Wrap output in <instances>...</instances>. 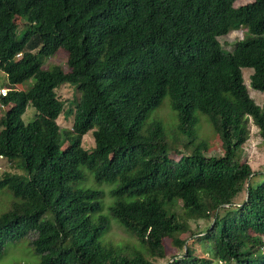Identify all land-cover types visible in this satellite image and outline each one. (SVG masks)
I'll list each match as a JSON object with an SVG mask.
<instances>
[{
	"label": "trees",
	"instance_id": "trees-1",
	"mask_svg": "<svg viewBox=\"0 0 264 264\" xmlns=\"http://www.w3.org/2000/svg\"><path fill=\"white\" fill-rule=\"evenodd\" d=\"M238 1L0 0V71L11 86L0 99V160L18 170L0 174V196L14 198L0 212V252L32 233L40 264H264V180L253 185L255 172L239 159L246 118L264 140V107L243 70L264 92V0ZM242 28L226 50L219 37ZM60 49L67 69H43ZM63 85L81 94L71 130L57 122ZM166 96L186 138L172 143L188 149L178 159L160 121L143 130ZM30 106L36 114L25 124ZM194 108L219 135L221 157L198 141ZM86 170L114 186L109 216L103 191L78 187ZM112 219L139 248L102 244ZM201 221L209 225L198 237L182 239ZM198 243L207 255L196 253Z\"/></svg>",
	"mask_w": 264,
	"mask_h": 264
},
{
	"label": "rangeland",
	"instance_id": "rangeland-1",
	"mask_svg": "<svg viewBox=\"0 0 264 264\" xmlns=\"http://www.w3.org/2000/svg\"><path fill=\"white\" fill-rule=\"evenodd\" d=\"M252 0H242L235 3V6L245 5ZM246 34V29L242 28L239 31H234L229 33L226 36L219 37V42L221 45L228 51L232 50L234 43L243 39ZM67 55L63 49H60L58 53L54 56L47 57L43 59V69L50 70L52 67L59 65L63 67L64 70L67 69ZM244 70V80L249 89V93L251 98L260 106L264 107V92H260L254 90L250 86V76L253 73L252 69H243ZM33 81L30 80L25 84L18 85L16 87L17 90L24 89L32 84ZM0 86L11 87L7 82V76L5 73L0 71ZM58 96L61 100L64 101L65 109L64 112L60 115L57 120L58 125L62 130H71L74 123V111L76 109V105L80 100L81 94L80 92L71 85H63L57 90ZM5 106H0V117L5 113ZM36 114V110L30 106L27 108L26 113L23 115V121L25 124L31 122ZM193 116L195 121V130L198 137V141H206L208 146V151L206 155L211 157H221L223 154L222 141L218 134L215 133L212 128L211 123L209 122L208 117L203 114L199 108L193 109ZM153 121H160L164 127L166 132L167 140L171 144V148L169 149V153L173 154L172 156L175 159H178L181 154H186L188 149H186L183 144L180 147H175L173 149L172 143L174 139H181V143L186 140L185 137H182L178 132V117L177 112H175L171 108L170 97L166 96L161 104L152 109L144 121L143 130L147 128V126ZM246 127L249 131V138L246 144L243 146L242 154L240 155V162H248L253 171L255 172V176L252 179L253 185H258L264 180V140L261 138L259 134V129L256 127L251 118H246L245 120ZM95 127L92 131L87 133L83 139V146L85 149H92L95 147L93 131L96 129ZM18 172L17 169L11 166L5 159L0 160V174L2 172ZM86 179L83 183L79 184L78 187L87 188L91 187L94 189L101 190L105 193V197L103 199V215L109 216V207L112 206L115 202V198L111 196L110 191L113 189V185L107 184H97L95 182L93 174L86 170L85 171ZM251 183V182H250ZM245 193H243L236 201V204H241L244 200ZM14 201L12 196L6 197V195L0 196V212L4 210H8L10 208V203ZM191 224V232H188L182 236V239L187 241H191L198 237V233L204 230L209 223L207 222H192ZM196 233V234H194ZM194 234V235H193ZM36 238L35 234L29 233L25 236L18 237L15 239H11L6 242L3 250L0 252V264H40L41 255H38L33 248L32 242ZM102 244H107L108 242L113 243L119 247L126 246H136L139 248V243L136 238L131 235L125 233L123 228L118 224V222L114 219L111 221V228L107 235L101 238ZM194 249H196V253L205 256L208 253L202 248V246L198 243L194 245ZM178 251L169 248L168 254H175ZM167 260H160L157 264H166Z\"/></svg>",
	"mask_w": 264,
	"mask_h": 264
},
{
	"label": "built area",
	"instance_id": "built-area-1",
	"mask_svg": "<svg viewBox=\"0 0 264 264\" xmlns=\"http://www.w3.org/2000/svg\"><path fill=\"white\" fill-rule=\"evenodd\" d=\"M19 57V55H18ZM9 92V89L6 87H0V99L6 97ZM1 106V105H0Z\"/></svg>",
	"mask_w": 264,
	"mask_h": 264
},
{
	"label": "clouds",
	"instance_id": "clouds-1",
	"mask_svg": "<svg viewBox=\"0 0 264 264\" xmlns=\"http://www.w3.org/2000/svg\"><path fill=\"white\" fill-rule=\"evenodd\" d=\"M6 88H8V87H6Z\"/></svg>",
	"mask_w": 264,
	"mask_h": 264
},
{
	"label": "water",
	"instance_id": "water-1",
	"mask_svg": "<svg viewBox=\"0 0 264 264\" xmlns=\"http://www.w3.org/2000/svg\"><path fill=\"white\" fill-rule=\"evenodd\" d=\"M230 206V205H229Z\"/></svg>",
	"mask_w": 264,
	"mask_h": 264
}]
</instances>
